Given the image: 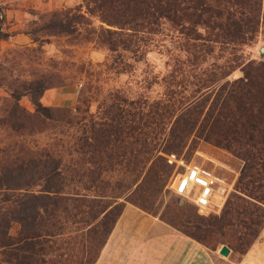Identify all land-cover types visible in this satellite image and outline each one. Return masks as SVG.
<instances>
[{"label": "rangeland", "instance_id": "374dc122", "mask_svg": "<svg viewBox=\"0 0 264 264\" xmlns=\"http://www.w3.org/2000/svg\"><path fill=\"white\" fill-rule=\"evenodd\" d=\"M72 14H80L85 20L76 24L75 33H63L65 17ZM100 25L106 28L96 16L88 15L81 0H0V264H92L100 252V220L114 206L121 208V213L126 207L133 208L182 233L169 221L178 210L210 220L222 215L230 197L247 199L237 189L242 160L231 150L215 145L216 136L208 132L226 96L225 82L240 77L241 71L237 68L221 78L222 71L208 76L203 70L211 64L222 66L228 51L216 45L205 60L193 62L185 38L176 40L175 33L170 35L165 30L170 37L160 35L157 46L142 47L145 53L139 59L123 53L119 72H115L107 50L84 35L85 29ZM239 49L236 53L241 59L264 62V30L259 29L255 40ZM59 91L71 95L70 105L41 103L44 95ZM33 102L48 113L35 114ZM153 102L168 108L150 114L148 106ZM51 108L81 117L83 136H88L92 122L100 124L101 131L108 130L112 118L113 125L122 126V145L113 148V157H118L106 161L101 152L95 155L86 148L81 163L84 176L74 183L82 195V205L97 216L72 220L65 218L61 209L56 210L59 230L50 228L48 199L41 200L42 207L32 206L36 202L32 197L50 187V147L60 144L61 138L67 143L62 145V156L68 166L77 156L70 153L69 145L78 133L69 128L65 137L58 135L56 128L50 127ZM175 121L186 122L189 128L179 135V146L166 151L167 142L178 136L169 134ZM136 122L140 130L134 132L131 128ZM143 141H152L161 158L168 153L181 155L220 178L228 192L214 197L217 210H204L208 212L205 215L191 211V203L169 190V168L158 182H151V161L142 170H132L133 157L144 156ZM94 155L97 162L92 164ZM50 231L57 235L50 239ZM222 232L237 236L244 230L234 227ZM221 246L214 244L213 251L223 264H228L227 260L238 264L246 254L231 247L223 257L217 253ZM247 252L243 264H264V229Z\"/></svg>", "mask_w": 264, "mask_h": 264}, {"label": "trees", "instance_id": "16d2710c", "mask_svg": "<svg viewBox=\"0 0 264 264\" xmlns=\"http://www.w3.org/2000/svg\"><path fill=\"white\" fill-rule=\"evenodd\" d=\"M263 1L81 0L88 15L96 16L100 23L106 25V28L100 25L97 28L85 29V38L107 50L110 66L115 72H119L118 65L122 64L123 53H130L136 60L139 59L145 53L142 47L147 44L157 46L162 40L158 37L160 35L170 37L165 30L170 35L175 33L173 38L176 40L179 37L185 38L184 45L193 62L205 60L216 45L220 50L228 51L229 57L222 66L211 64L208 70H203L208 76L222 71L221 78H225L237 68L241 71L240 77L225 82L226 96L208 132L216 136L213 140L215 145L231 150L242 160L237 189L247 199L230 197L225 203L222 215L215 219L203 220L190 215L186 210H178L169 220L179 226L185 236L210 250L214 249V244L219 243L245 254L264 227V62L243 60L236 53L240 50L239 47L248 46L255 40L259 29L264 30ZM65 20L61 31L73 34L76 32V24L85 19L80 14H72L69 18L65 17ZM208 76L205 77L210 79ZM33 104L36 108L35 114L48 113L39 103ZM148 108L151 114L158 108L166 111L168 105L153 102ZM112 119H109L107 131H101V125L92 122L88 136H83L81 117H71L64 109H50V127L56 128L58 135L65 137L69 128L78 133L69 145L70 153L73 151L77 154L71 166L66 165L63 160L62 153L65 149L62 145L67 143L63 142L62 138L58 139L60 144L50 147V187L42 190V194L32 197L36 200L33 207H42L44 204L41 200L44 198L49 200L52 221L50 228H61L59 217L55 214L59 209L65 218L72 220L79 217L82 220L85 217L91 220L97 216L95 211L82 205V195L74 183L78 184L84 176L81 163L86 148L95 155L101 152L106 161L118 157H113L116 155L113 148L122 145V139L119 137L122 126L118 123L113 125L115 120ZM136 124L131 128L134 132L140 130L138 122ZM188 128L186 122L175 121L169 129V134L170 137L173 133L178 136L169 138L164 149L171 151L178 147L179 135L186 133ZM143 142L144 156L133 157L132 170H142L144 165L151 161V182H158L168 173V167L164 159L157 155L155 144L152 141ZM95 155L90 158L92 164L97 162ZM92 174L95 175V170H92ZM38 201L41 204H37ZM142 201L146 202V199L143 198ZM190 206L191 211L199 212L200 215L208 213L204 210L196 211ZM120 213L121 208L118 209L117 206L104 212L100 220L102 228L99 233V251ZM234 227L243 229L244 233L237 236L223 234V229ZM54 235L57 234L50 231V239ZM97 257L98 254L92 264Z\"/></svg>", "mask_w": 264, "mask_h": 264}, {"label": "crops", "instance_id": "0c3cea01", "mask_svg": "<svg viewBox=\"0 0 264 264\" xmlns=\"http://www.w3.org/2000/svg\"><path fill=\"white\" fill-rule=\"evenodd\" d=\"M64 2L66 0H63ZM69 93L44 95L45 106L70 105ZM217 207L213 203L212 211ZM264 229V227H263ZM245 255L238 264H243ZM210 250L157 219L126 207L114 223L93 264H220ZM228 264H231L227 260Z\"/></svg>", "mask_w": 264, "mask_h": 264}, {"label": "built area", "instance_id": "2783aa9c", "mask_svg": "<svg viewBox=\"0 0 264 264\" xmlns=\"http://www.w3.org/2000/svg\"><path fill=\"white\" fill-rule=\"evenodd\" d=\"M163 159L170 169L169 190L191 203L196 211H211L214 197L227 194L226 184L206 167L186 161L175 153L165 154Z\"/></svg>", "mask_w": 264, "mask_h": 264}, {"label": "water", "instance_id": "95a60500", "mask_svg": "<svg viewBox=\"0 0 264 264\" xmlns=\"http://www.w3.org/2000/svg\"><path fill=\"white\" fill-rule=\"evenodd\" d=\"M217 253L220 255V256H223V257H226L228 254H229V249L222 245L218 250H217Z\"/></svg>", "mask_w": 264, "mask_h": 264}]
</instances>
